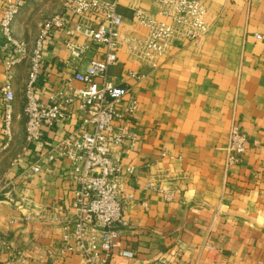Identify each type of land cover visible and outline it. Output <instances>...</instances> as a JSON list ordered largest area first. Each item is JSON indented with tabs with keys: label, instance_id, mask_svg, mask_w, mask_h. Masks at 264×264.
Returning <instances> with one entry per match:
<instances>
[{
	"label": "crops",
	"instance_id": "1",
	"mask_svg": "<svg viewBox=\"0 0 264 264\" xmlns=\"http://www.w3.org/2000/svg\"><path fill=\"white\" fill-rule=\"evenodd\" d=\"M202 1L209 23L203 37L172 42L155 68L121 50L108 69L111 81L138 101L135 117L126 121L135 137L115 153L134 173L126 182L132 194L123 211L128 223L110 264H264V0ZM30 2L13 22L15 36L30 47L53 14L61 13L68 27L74 24L63 1L44 17ZM137 7L163 19L153 0H120L118 12L132 33L142 29L133 21ZM89 19L99 22L96 15ZM67 38L89 44L81 60L70 57ZM104 51V45L81 34L53 29L44 39L36 99L52 104L57 89ZM29 68L24 60L8 69L0 53V264H85L79 255L64 251L61 239L63 224L73 229L69 218L75 184L68 175L69 160L49 158L63 136L80 134L82 115L75 102L69 118L44 127L40 141L27 143ZM130 70L144 76L131 77ZM7 79L15 95L8 146L1 92ZM71 84L84 87L77 80ZM233 124L249 142L240 161L228 164ZM35 164L41 166L36 174Z\"/></svg>",
	"mask_w": 264,
	"mask_h": 264
},
{
	"label": "built area",
	"instance_id": "2",
	"mask_svg": "<svg viewBox=\"0 0 264 264\" xmlns=\"http://www.w3.org/2000/svg\"><path fill=\"white\" fill-rule=\"evenodd\" d=\"M120 0H65L64 11L74 19L66 26L61 13H55L41 25L40 34L32 47L18 39L13 32V22L27 0H4L0 17V53L9 69L17 63L29 60V77L26 85L25 141L38 142L43 128L70 117V107L78 102L82 115L79 135L63 136L53 145L49 158L64 157L69 160V177L75 184L71 201V223L63 224L64 251L79 255L85 264H110L113 251L118 246L121 231L127 226L124 206L132 198L126 191L127 178L134 173L132 165L124 164L115 154L118 146L133 140L126 121L133 119L138 101L128 97V89L111 81L108 69L118 61V53L124 50L129 57L155 68L161 56L176 40L195 41L208 29L207 7L202 0H153L158 5L157 14L142 7L134 10L133 21L142 29L132 33L124 17L118 12ZM96 15L99 22L89 19ZM64 28L67 35L81 34L88 41L102 44L103 55L90 59L85 70H76L52 95L50 105L35 97V84L43 63L44 39L53 29ZM258 38L261 35L256 34ZM71 58L81 60L88 43H78L70 38L65 42ZM129 76L144 75L130 70ZM77 80L84 84L81 89L72 86ZM3 94V131L7 144L13 139L14 92L7 79L1 86ZM249 139L238 125L233 124L228 135L227 163L234 164L246 151ZM39 164L32 166L38 173ZM30 215L25 219L30 220ZM124 257H132L130 251H121Z\"/></svg>",
	"mask_w": 264,
	"mask_h": 264
},
{
	"label": "rangeland",
	"instance_id": "3",
	"mask_svg": "<svg viewBox=\"0 0 264 264\" xmlns=\"http://www.w3.org/2000/svg\"><path fill=\"white\" fill-rule=\"evenodd\" d=\"M62 1L64 3L65 0H31L30 5L34 11L44 17L45 13H49V11L56 12L59 3L63 4ZM37 4L38 6H36Z\"/></svg>",
	"mask_w": 264,
	"mask_h": 264
}]
</instances>
